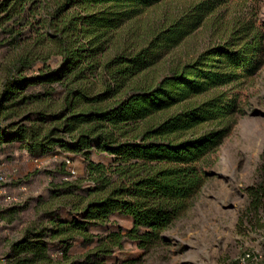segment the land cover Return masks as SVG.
I'll use <instances>...</instances> for the list:
<instances>
[{"label":"trees","instance_id":"trees-1","mask_svg":"<svg viewBox=\"0 0 264 264\" xmlns=\"http://www.w3.org/2000/svg\"><path fill=\"white\" fill-rule=\"evenodd\" d=\"M261 3L0 0V22L16 24L45 8L46 40L63 65L40 81L64 88L58 99L53 89L49 100L33 99L22 91L26 77L6 79L0 146L23 144L37 157L80 156L93 184L62 181L54 200L71 219L27 228L10 247L11 264H104L98 260L123 250L125 241L142 251L161 244L163 232L194 205L206 168L239 123V92L264 67ZM181 46L191 55L157 77L161 56ZM21 103L37 106L27 124L2 126ZM93 153L108 155L109 165L92 163ZM260 160L246 190L256 215L264 212V146ZM114 214L129 217L131 228L104 235L80 259L67 256L73 239L92 241L88 227H103ZM48 242L64 248V262L52 260Z\"/></svg>","mask_w":264,"mask_h":264},{"label":"rangeland","instance_id":"rangeland-1","mask_svg":"<svg viewBox=\"0 0 264 264\" xmlns=\"http://www.w3.org/2000/svg\"><path fill=\"white\" fill-rule=\"evenodd\" d=\"M261 1L258 21L264 29V0ZM4 15L1 13L0 17ZM44 19L45 8H35L34 13L26 12L16 24L0 22V95L6 88V79L20 76L29 82L22 90L25 96L49 100L50 89L56 91L55 99L62 95L64 88L59 82L40 81L63 65L51 41L46 40L49 31L41 21ZM7 26L14 29L12 34L6 32ZM188 54L191 51L186 46L164 54L153 69L155 75L159 77L171 66L185 61ZM239 95L243 110L239 123L212 158L214 163L206 168L208 177L194 205L163 232L161 244L142 251L133 241H125L123 250L116 249L98 261L104 264H264V212L256 215L246 193L255 181L264 146V67ZM31 104L15 106L16 114H10L1 125L27 124L29 109L37 108ZM0 147V171L10 179L7 189L17 193L20 186L28 188L22 205L5 208L0 214V264H11L10 247L21 240L27 228L50 227L49 222L55 218L71 219L69 212L54 200V190L62 181L93 184L85 181L88 164L80 156L67 155L77 172L71 178L61 160H52L45 169L38 170L31 162L39 157L30 154L23 144L7 142ZM90 161L109 165L110 157L93 153ZM131 226L129 217L114 214L103 227H88L92 241L73 239L67 256L80 259L104 235L119 229L124 233ZM48 245L52 260L64 262V248L54 242Z\"/></svg>","mask_w":264,"mask_h":264},{"label":"built area","instance_id":"built-area-1","mask_svg":"<svg viewBox=\"0 0 264 264\" xmlns=\"http://www.w3.org/2000/svg\"><path fill=\"white\" fill-rule=\"evenodd\" d=\"M61 160L64 165L68 168L69 177H75L77 172L75 170L74 165L72 164V159L64 154H50L47 156H43L42 158H33L32 165L38 169H45L46 166L52 161ZM67 179V178H66ZM10 183V179L7 177L4 171H0V214L3 212L5 208L11 206H19L23 204L25 197L28 195L27 186L23 185L18 188L17 193H13L9 191L8 184ZM2 221H0L1 225ZM2 226H0V230Z\"/></svg>","mask_w":264,"mask_h":264}]
</instances>
